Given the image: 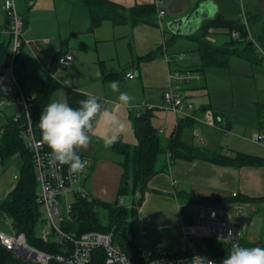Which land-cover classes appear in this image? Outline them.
I'll list each match as a JSON object with an SVG mask.
<instances>
[{"label": "crops", "instance_id": "crops-1", "mask_svg": "<svg viewBox=\"0 0 264 264\" xmlns=\"http://www.w3.org/2000/svg\"><path fill=\"white\" fill-rule=\"evenodd\" d=\"M14 1L23 21V43L15 66H18L20 70L16 79L24 94L34 95L39 89L40 81L48 75L55 80H57L56 77L62 78L57 71L55 72L60 66L53 65L52 62L56 54L69 53L72 56L71 62L61 67L72 70L74 72L72 76L75 74V81L70 79L68 83L69 88L97 95L100 99L106 100L105 106L111 107L118 94L111 91L110 84L118 81L121 91H126L134 97L132 105L143 102L149 106L151 118L159 106H164L162 92L167 85V70H189L193 64L186 62V55L177 53L183 50L184 41H191L188 35L194 33L203 20L212 18L216 13L224 17L226 15L221 13L220 5L217 2L215 4L214 0H108L123 7L149 3L153 4L156 10H162L164 13L161 18L155 15L157 23L155 25L146 22L114 24L110 19H103L92 30H88L89 15L82 0ZM2 2L3 0H0V5ZM257 5L264 10V4L260 5L258 0H255V7ZM181 17L184 20L178 26L174 25V30H168L167 23ZM7 25L8 19L0 9V40L7 34L5 33ZM165 31H168V36L165 35ZM194 46L189 47L194 48ZM125 48H127L126 52L129 49L130 55L126 59L123 56ZM148 53H154V55L144 59L143 56ZM78 68L81 73L76 76L75 71ZM130 71L135 74L134 77H125V74ZM103 74H113V77L104 79ZM200 81H202L200 87L203 84L206 85L205 72L199 73L197 79H192L182 86L180 97L183 101L190 98V94L197 93V85ZM0 104H4L0 107L1 126L6 117L18 112V107L12 99L0 100ZM258 105H264V103H258ZM159 110L161 112H155L159 116L157 124L164 122L168 126L165 117L168 115L167 112H163L162 108ZM163 110L172 113L168 109L163 108ZM204 110L205 107H201L200 111ZM131 113L133 112L129 110V107H121L120 115L126 123V131L122 134L120 141L134 145L136 138L131 127ZM172 115L176 121L177 116L173 113ZM160 116L164 117L163 120ZM219 118L227 121L230 130L232 125L229 119L221 116ZM155 127L161 130L160 133L164 132L163 126ZM96 132L97 135L103 134L102 123L97 125ZM255 145L258 148L261 147L258 144ZM242 146L244 144L240 139L230 138L224 149L220 144L206 148L220 149L221 153L229 156L236 152L245 153L242 151L244 150ZM253 150H255L253 153L248 154L260 156L256 148ZM109 151L103 147L102 142L93 138L89 148L79 152L88 158L90 163L82 181L84 189L89 195L104 201L116 199L121 172L117 163L120 155L113 156ZM10 166L15 167L18 172L20 159L17 154L11 155L0 164V174ZM231 192L258 201L257 198L264 196V166L235 167L203 160L176 161L169 171L156 173L147 182V191L144 192L145 196L138 211V216L147 231V239L150 242H158L165 250H172L180 245V224L184 223L176 195H180L181 199L188 197L220 200L221 203L216 202L217 205H225L226 200L231 197ZM119 199L122 204V198L119 197ZM242 203L245 209L250 206L252 211L261 208L260 201L250 200ZM184 205L192 204L184 202ZM249 240L253 239L249 238Z\"/></svg>", "mask_w": 264, "mask_h": 264}, {"label": "trees", "instance_id": "trees-1", "mask_svg": "<svg viewBox=\"0 0 264 264\" xmlns=\"http://www.w3.org/2000/svg\"><path fill=\"white\" fill-rule=\"evenodd\" d=\"M264 0H258L260 5ZM89 15L88 30H92L103 19H110L114 24L127 23L132 24L146 22L151 25L157 24L155 21L156 9L153 4L141 3L129 7L120 6L108 0H82ZM248 29L256 44L264 50V12L261 6L257 5L252 12L245 13ZM223 28L229 36L230 31L238 33V39L228 37L227 40L216 45L209 42L205 35L211 28ZM8 28V25L5 29ZM0 40V72L1 66L5 63V57L9 46L10 35L7 33ZM188 39L195 44V53L197 63L192 65L188 71L196 74H203L207 68H228L232 56L260 65L259 57L255 52L252 43L248 44L246 31L240 23L239 17L227 19L223 15L216 13L212 18L203 20L198 29L188 35ZM167 45V43H166ZM56 54L53 59V65L57 64ZM154 53H148L143 56L149 59ZM18 66H14V74L17 78L20 72ZM113 77V74H103V78ZM61 87L60 83L51 75L40 81L39 89L35 92L32 103L27 114L18 111L13 115L6 117L5 122L0 126V164L13 154H17L20 159L18 175L13 187L0 198V217H6L10 221L11 229L15 233H22L26 242L49 254L60 253V249L52 238L46 241L41 240L36 234V224L39 220V204L35 201L37 182L35 180L34 167L31 153L25 144L22 136L23 130L27 126V117L33 127L35 135H38L39 119L43 109L49 104L50 96ZM84 93L75 89H65V102L70 106L78 107L79 101L86 99ZM13 99V97L0 88V100ZM209 106L205 107L208 110ZM211 111V110H210ZM256 130L264 134V105L256 104ZM213 121L220 123L223 121L228 128L227 121L220 116L217 111H211ZM151 109H143L138 114L131 113V127L136 138L134 145H129L120 140L110 148L114 153L122 158L118 161L121 168L116 199L113 201H104L89 195V198L74 196L71 203V218L63 221L60 227L63 231L71 233L74 236L86 231H99L102 233L111 232L113 241L120 246L126 255L136 261L137 251L135 243L125 239L127 231L133 232L135 229V217L137 216L136 206L142 202V196L147 191L148 180L156 173L169 171L171 165L178 160L192 161L203 160L213 164H229L235 167L243 165L264 166V155H254L248 153L236 152L232 155H224L220 149L209 150L200 147L182 139V131L191 126L192 118L177 117L171 132L166 140L162 139L160 132L151 122ZM47 147V145H46ZM48 148V147H47ZM166 152L169 156L166 158ZM138 194V197L135 196ZM130 195L129 206L118 204L121 196ZM140 195V196H139ZM175 198L180 203V213L184 224L193 221V217L185 214L184 202L210 204L221 203L220 200L188 198L181 199L180 195ZM264 208V196L257 198ZM256 201L244 196H231L226 200L229 202ZM218 202V203H216ZM233 242L241 247H262L264 248V239L249 240L242 236L230 242H223L213 239H201L197 246L204 251L222 254L227 256L230 253ZM92 264H101L103 255L99 249L93 250ZM0 264H36L26 259L16 256L11 251L4 249L0 245ZM49 264H64L57 261H51Z\"/></svg>", "mask_w": 264, "mask_h": 264}, {"label": "built area", "instance_id": "built-area-1", "mask_svg": "<svg viewBox=\"0 0 264 264\" xmlns=\"http://www.w3.org/2000/svg\"><path fill=\"white\" fill-rule=\"evenodd\" d=\"M0 9L8 19V28L5 33L10 35L5 63L1 66L0 88L13 97L12 100L17 105L18 111L27 114L33 96L22 92L13 72L20 46L23 43V21L14 0H3ZM163 13L162 10L157 9L156 17L161 18ZM239 19L245 28L246 39L253 44L260 65L264 67V50L253 40L243 13L239 14ZM229 37L238 39L239 35L232 30ZM71 60V54L63 53L57 56L56 63L60 67H65ZM134 75L130 71L125 74V77L133 78ZM166 76L167 85L162 92L164 107L175 116L183 115L192 108L181 99L180 91L184 84L192 79H197L198 74L188 70L168 69ZM100 102L105 104L106 100L100 99ZM143 107L149 109V106L139 102L129 107V110L138 114ZM26 117L27 126L23 130L22 136L32 157L37 182L35 201L45 214L44 227L40 230L38 237L43 241L52 238L61 252L49 254L29 245L24 235L20 232L15 233L11 229L9 219L3 217V221L8 224L10 231H0V245L16 256L36 264H49L51 261L64 264H92V252L99 249L103 255L101 264H211V262L212 264H222L226 256L204 251L203 248L197 246V243L201 239L230 242L244 236L243 231L246 229L245 207L240 202H229L225 205L192 204L190 208L196 215L190 223L180 224V245L172 250H165L158 242H150L147 239L146 228L138 216L140 203L136 206L135 229L133 232L127 231L125 233V239L133 240L135 243L136 261L128 257L120 246L113 241L110 231L102 233L91 230L78 236L63 231L60 224L71 218L73 197L89 198L82 181L90 163L88 158L79 153L81 158L88 162V167L81 175L70 174L67 165L62 166L54 163L50 156L51 150L46 147V144L41 143L39 127H37L38 135H35L30 120L27 115ZM205 119L207 123L220 129L223 134L228 132L229 129L225 127L223 121L220 123L213 121L211 112L205 113ZM249 140L252 143L260 144L264 149L263 133L254 131ZM165 156L167 158L169 154L166 152ZM143 195L145 196V193ZM230 195L235 196V192H231ZM135 196L138 197V194L135 193ZM118 204H121L120 199Z\"/></svg>", "mask_w": 264, "mask_h": 264}, {"label": "rangeland", "instance_id": "rangeland-1", "mask_svg": "<svg viewBox=\"0 0 264 264\" xmlns=\"http://www.w3.org/2000/svg\"><path fill=\"white\" fill-rule=\"evenodd\" d=\"M215 4H219L221 7V13H226L225 17L227 19H233L239 17L240 13H249L254 10L255 0H214ZM217 2V3H216ZM264 7V5H263ZM262 9V8H261ZM231 12V13H229ZM238 12V15L236 13ZM264 12V10H263ZM230 15H229V14ZM228 14V15H227ZM233 16V17H232ZM165 35H169L168 31H165ZM206 39L212 44H220L223 40L228 39V34L223 28H211L205 35ZM183 50L177 51V53H182L187 56V61L192 65L197 63L196 53L194 51L195 44L192 41H184ZM189 46H194L191 48ZM123 52V56L128 58L129 49L126 52ZM192 49V50H188ZM15 66V65H14ZM15 69V68H14ZM13 69V72H14ZM59 73V76L62 78L56 79L59 81L61 87L57 89L51 98L49 103L53 100H59L65 102V88H69L68 85L70 79L75 81V74L72 76V70L69 68L57 67L55 72ZM78 68L75 72L76 76L81 73ZM63 79V80H62ZM79 80V79H78ZM205 81L206 85H197V93L190 94V98H186L184 103L191 106V110H187L183 115H178L177 117H191L192 124L182 131V139L188 142H192L195 145L200 147H214L220 144L223 149L226 147L227 141L230 138H238L243 142L242 146L245 153H253V148H256L259 155L264 154V149L257 147L252 143L249 138L256 128V112L255 107L258 103H264V67L257 63H251L243 59H239L235 56H232L229 61L228 68H207L205 69ZM184 94V93H183ZM31 96H34L30 93ZM187 94H185L186 96ZM188 96V95H187ZM261 101V102H258ZM2 103V102H1ZM106 104V103H105ZM207 111L211 112L212 110L217 111L223 117H227L230 121L231 129L228 130L226 134H223L220 129L215 126L207 123L205 119L206 110L200 111L201 107H207ZM162 108L163 112H167L168 115H165L168 126L161 122L157 124L158 114L155 112H161L159 109ZM167 109L164 106H159V109H156L153 112L151 118V124L153 126H163L164 132L160 134L162 139L166 140L169 133L173 128V123H175L172 113L163 110ZM211 110V111H210ZM163 116H160V119L163 120ZM255 125V126H254ZM154 126V127H155ZM158 128V127H157ZM203 137V138H202ZM205 139V140H204ZM255 146V147H254ZM230 149L231 146H228ZM228 148V149H229ZM110 154L116 156L111 149H109ZM257 154V153H256ZM119 156V155H117ZM121 160V156H119ZM117 162V161H116ZM18 172L17 169L13 166L8 167L3 173L0 174V197L4 196L9 189L14 185L17 178ZM153 192L152 190H149ZM140 196V195H139ZM144 196V195H143ZM142 196V200H143ZM122 198V204L125 206L130 205L131 196L126 195L120 197ZM40 216L36 224L35 232L39 234L40 230L44 227L45 214L43 209L40 207ZM245 219H246V229L243 231L245 237L252 238L257 240L259 238L264 239V208L259 210L252 211L250 206H247L245 209ZM185 214L193 217L196 215L190 208V206L184 205ZM0 217V231L9 232L10 227L8 224ZM153 235V233L151 234ZM147 237V236H146Z\"/></svg>", "mask_w": 264, "mask_h": 264}, {"label": "clouds", "instance_id": "clouds-1", "mask_svg": "<svg viewBox=\"0 0 264 264\" xmlns=\"http://www.w3.org/2000/svg\"><path fill=\"white\" fill-rule=\"evenodd\" d=\"M110 89L118 94L111 107L101 103L99 96L84 93L87 98L80 100L78 107L53 100L42 111L39 119L41 143L51 150L52 161L67 165L70 174L81 175L85 172L88 162L81 158L79 152L87 150L93 138L102 142L105 149H110L126 131L120 110L121 107H131L134 97L121 91L118 81H113ZM3 106L0 104V107ZM101 123L103 134L97 135L96 128ZM222 264H264V248L241 247L233 242Z\"/></svg>", "mask_w": 264, "mask_h": 264}, {"label": "water", "instance_id": "water-1", "mask_svg": "<svg viewBox=\"0 0 264 264\" xmlns=\"http://www.w3.org/2000/svg\"><path fill=\"white\" fill-rule=\"evenodd\" d=\"M184 20V18L183 17H181V18H178V19H175V20H172V21H170V22H168L167 23V28H168V30H174V25H179V23H181L182 21ZM251 42H249L248 41V44H250Z\"/></svg>", "mask_w": 264, "mask_h": 264}]
</instances>
